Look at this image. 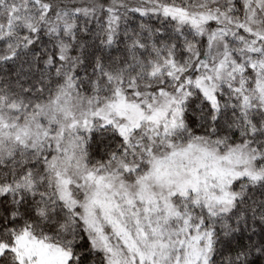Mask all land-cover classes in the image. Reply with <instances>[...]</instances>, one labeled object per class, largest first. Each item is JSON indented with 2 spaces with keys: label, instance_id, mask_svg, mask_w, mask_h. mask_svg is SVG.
<instances>
[{
  "label": "snow or ice",
  "instance_id": "snow-or-ice-1",
  "mask_svg": "<svg viewBox=\"0 0 264 264\" xmlns=\"http://www.w3.org/2000/svg\"><path fill=\"white\" fill-rule=\"evenodd\" d=\"M0 264H264V0H0Z\"/></svg>",
  "mask_w": 264,
  "mask_h": 264
}]
</instances>
